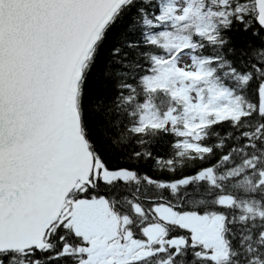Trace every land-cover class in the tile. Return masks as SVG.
Instances as JSON below:
<instances>
[{"label":"snow or ice","instance_id":"1","mask_svg":"<svg viewBox=\"0 0 264 264\" xmlns=\"http://www.w3.org/2000/svg\"><path fill=\"white\" fill-rule=\"evenodd\" d=\"M0 264H264V0H0Z\"/></svg>","mask_w":264,"mask_h":264}]
</instances>
